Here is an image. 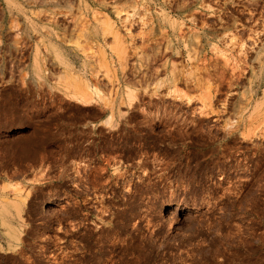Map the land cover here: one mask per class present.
I'll list each match as a JSON object with an SVG mask.
<instances>
[{
    "label": "rangeland",
    "instance_id": "obj_1",
    "mask_svg": "<svg viewBox=\"0 0 264 264\" xmlns=\"http://www.w3.org/2000/svg\"><path fill=\"white\" fill-rule=\"evenodd\" d=\"M2 204L0 264H264V0H0Z\"/></svg>",
    "mask_w": 264,
    "mask_h": 264
},
{
    "label": "bare ground",
    "instance_id": "obj_2",
    "mask_svg": "<svg viewBox=\"0 0 264 264\" xmlns=\"http://www.w3.org/2000/svg\"><path fill=\"white\" fill-rule=\"evenodd\" d=\"M117 12V11H116ZM106 21H108V20H106ZM108 23H110V22H108ZM107 23V24H108ZM109 26H111V25H109ZM113 26V25H112ZM109 28V27H108ZM115 32V31H114ZM117 32V31H116ZM116 36V35H115ZM223 52V51H222ZM54 53H55V56H56V58H57V60L60 62V63H62V64H64L65 65V67H67L68 66V64H70V63H68L66 60H65V58H63L62 56H61V54L58 52V51H56L55 49H54ZM221 53V52H220ZM223 54V53H222ZM226 57V56H225ZM257 59L259 60V58L257 57ZM34 63H33V68H34V71H35V74L36 75H38L39 77H40V66H39V64L37 63V60H36V58L34 59V61H33ZM227 62V61H226ZM261 62V61H260ZM68 71V70H67ZM63 81H61L62 83L64 82V88L65 89H70L71 87L75 90V91H70V92H72V93H68V92H66V90L64 91V93H66V95L67 96H70V97H72L73 99H75V100H77V101H79V102H90V101H92L94 98H93V95H95V96H97V92L99 91V90H97L96 88H92L88 83H85L86 81H84V82H81V81H79L78 79H77V77L76 76H71L70 74H69V71L68 72H65L64 74H63ZM62 77H61V80H62ZM59 81H60V79H59ZM60 82V84H62ZM63 85V84H62ZM76 87V88H75ZM68 89V90H69ZM99 93V92H98ZM257 106V105H256ZM255 106V107H256ZM259 106V105H258ZM257 106V107H258ZM253 108V109H256V108ZM260 107V106H259ZM258 107V108H259ZM254 111V110H253ZM111 117L109 116L108 118H106L104 121L106 122V123H110L111 122V119H110ZM111 124V123H110ZM233 128V127H232ZM235 129V128H234ZM0 210L1 211H4V210H7V207H6V205H4V204H2L1 205V207H0ZM2 223L3 224H5V222H3L2 221ZM10 237H11V240L12 241H16L17 239H18V232H14V233H11L10 234Z\"/></svg>",
    "mask_w": 264,
    "mask_h": 264
},
{
    "label": "crops",
    "instance_id": "obj_3",
    "mask_svg": "<svg viewBox=\"0 0 264 264\" xmlns=\"http://www.w3.org/2000/svg\"><path fill=\"white\" fill-rule=\"evenodd\" d=\"M62 56V55H61ZM63 57V56H62ZM64 58V57H63Z\"/></svg>",
    "mask_w": 264,
    "mask_h": 264
}]
</instances>
